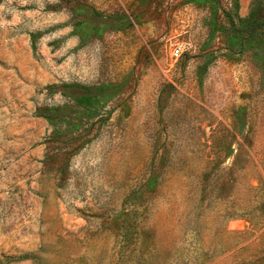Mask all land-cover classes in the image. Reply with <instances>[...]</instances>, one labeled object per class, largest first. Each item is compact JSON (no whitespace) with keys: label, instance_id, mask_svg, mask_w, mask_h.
I'll list each match as a JSON object with an SVG mask.
<instances>
[{"label":"rangeland","instance_id":"374dc122","mask_svg":"<svg viewBox=\"0 0 264 264\" xmlns=\"http://www.w3.org/2000/svg\"><path fill=\"white\" fill-rule=\"evenodd\" d=\"M235 2L0 0V264H264V82L226 48ZM69 84L112 87L87 118Z\"/></svg>","mask_w":264,"mask_h":264},{"label":"trees","instance_id":"16d2710c","mask_svg":"<svg viewBox=\"0 0 264 264\" xmlns=\"http://www.w3.org/2000/svg\"><path fill=\"white\" fill-rule=\"evenodd\" d=\"M239 8L240 3L236 0L234 13H226L229 21V25L223 28L227 38L226 48L230 53L255 50L254 54L259 62L258 65L260 66L264 82V2L262 0H255L250 13L245 17L239 14ZM84 16L83 22L86 23L95 17L102 18L103 14L96 9H91L85 12ZM106 18L110 22L118 21L119 28H125L131 22L126 13L112 14ZM208 61H212V59ZM66 87H77L81 90V93L75 96L74 99L81 109L79 113L87 114V118H91L97 115L102 99L106 98L107 91L112 85L69 84ZM79 125L77 124L76 127H79Z\"/></svg>","mask_w":264,"mask_h":264},{"label":"built area","instance_id":"2783aa9c","mask_svg":"<svg viewBox=\"0 0 264 264\" xmlns=\"http://www.w3.org/2000/svg\"><path fill=\"white\" fill-rule=\"evenodd\" d=\"M194 48L195 44L192 39L178 40L171 49V56L175 60H178L184 55V53L191 51Z\"/></svg>","mask_w":264,"mask_h":264}]
</instances>
